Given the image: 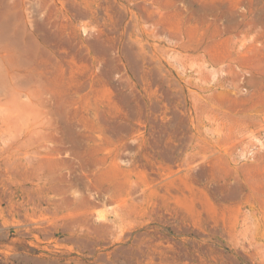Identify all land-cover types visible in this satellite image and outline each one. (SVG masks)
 Masks as SVG:
<instances>
[{"label": "rangeland", "instance_id": "obj_1", "mask_svg": "<svg viewBox=\"0 0 264 264\" xmlns=\"http://www.w3.org/2000/svg\"><path fill=\"white\" fill-rule=\"evenodd\" d=\"M0 264H264V0H0Z\"/></svg>", "mask_w": 264, "mask_h": 264}]
</instances>
